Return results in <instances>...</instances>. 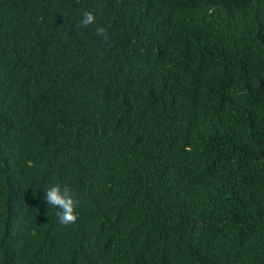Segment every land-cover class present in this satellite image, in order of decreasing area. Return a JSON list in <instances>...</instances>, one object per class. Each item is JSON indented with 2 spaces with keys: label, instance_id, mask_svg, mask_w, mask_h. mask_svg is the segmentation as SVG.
Returning a JSON list of instances; mask_svg holds the SVG:
<instances>
[{
  "label": "trees",
  "instance_id": "trees-1",
  "mask_svg": "<svg viewBox=\"0 0 264 264\" xmlns=\"http://www.w3.org/2000/svg\"><path fill=\"white\" fill-rule=\"evenodd\" d=\"M0 264H264V0H0Z\"/></svg>",
  "mask_w": 264,
  "mask_h": 264
},
{
  "label": "clouds",
  "instance_id": "clouds-1",
  "mask_svg": "<svg viewBox=\"0 0 264 264\" xmlns=\"http://www.w3.org/2000/svg\"><path fill=\"white\" fill-rule=\"evenodd\" d=\"M96 23L97 21L93 11H85L77 27L86 29ZM95 35L102 36L105 42L109 39L108 33L103 26L96 27ZM43 199L47 202L48 207L51 206L52 208L58 209L57 217L60 224L70 226L78 222L79 201L69 185L55 183L46 187Z\"/></svg>",
  "mask_w": 264,
  "mask_h": 264
}]
</instances>
